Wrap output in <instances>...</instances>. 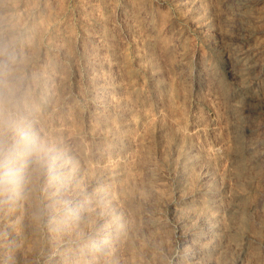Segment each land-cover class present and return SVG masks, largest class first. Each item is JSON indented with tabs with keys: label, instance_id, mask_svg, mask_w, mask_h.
Returning a JSON list of instances; mask_svg holds the SVG:
<instances>
[{
	"label": "rangeland",
	"instance_id": "374dc122",
	"mask_svg": "<svg viewBox=\"0 0 264 264\" xmlns=\"http://www.w3.org/2000/svg\"><path fill=\"white\" fill-rule=\"evenodd\" d=\"M241 1L0 0V264H239L202 218L264 242V167L234 169L222 105V42L264 44V0Z\"/></svg>",
	"mask_w": 264,
	"mask_h": 264
},
{
	"label": "bare ground",
	"instance_id": "6f19581e",
	"mask_svg": "<svg viewBox=\"0 0 264 264\" xmlns=\"http://www.w3.org/2000/svg\"><path fill=\"white\" fill-rule=\"evenodd\" d=\"M225 1V0H224ZM241 1V0H240ZM228 2V1H226ZM230 2V1H229ZM228 2V4H229ZM233 2V0H232ZM242 2V1H241ZM230 4H232L230 2ZM240 4V3H239ZM243 4V3H242ZM240 4V5H242ZM223 5V4H222ZM225 7V6H224ZM246 7V6H245ZM232 8V6L230 7ZM237 8V7H236ZM229 9V8H228ZM233 11V9H231ZM236 10V9H235ZM255 10V9H253ZM229 11V12H232ZM239 10L237 9V12ZM241 12V10H240ZM243 13V12H242ZM242 13L240 14V17L242 16ZM254 13V11H253ZM233 14V12H232ZM244 14V13H243ZM236 16V14H235ZM237 17V16H236ZM238 19H241V18ZM244 17V15H243ZM250 17V16H249ZM248 17V18H249ZM252 18H254L255 22L256 21H261L264 19V11L260 12V10L252 15ZM237 19V20H238ZM245 21V17L243 18ZM250 19V18H249ZM248 19V20H249ZM253 20V19H252ZM242 21V19H241ZM251 21V20H250ZM264 21V20H263ZM249 22V21H248ZM247 22V23H248ZM252 22V21H251ZM241 24H245L243 21L241 22ZM247 28V27H246ZM250 29V27H248ZM247 28V29H248ZM248 29V30H249ZM242 30V28H241ZM215 31V30H214ZM253 31V29H252ZM252 31L250 30V32L252 33ZM248 32V31H247ZM246 32V33H247ZM250 33V34H251ZM255 33V32H254ZM245 34V32H244ZM248 34V33H247ZM249 34V35H250ZM242 36V34H240ZM221 36V35H220ZM247 36V35H245ZM251 36V35H250ZM217 37V36H216ZM229 36H227L228 38ZM249 37V36H248ZM234 38V36H233ZM232 38V39H233ZM237 38V37H236ZM239 38V37H238ZM255 38V37H254ZM257 38V37H256ZM230 39V38H228ZM220 40V39H219ZM223 40V38H222ZM220 40V41H222ZM227 40V39H226ZM215 41V39H214ZM255 41V40H254ZM257 41V40H256ZM235 42V41H234ZM222 56L225 58L223 59L222 57L220 58V56L218 58L223 59V68H224V72L226 74V78L228 79V83H229V89L232 90V92L229 91V93L225 96V105L224 103L222 104L223 107H227V109H224L226 111H229L231 113H229V116H226L227 121H226V126H227V131L228 133H230L232 135V144L234 145V152L233 155L230 156V158L233 159V163L234 165V169L237 170V172L239 173V175H241V173L245 170H254L256 173H258L260 171V168L264 167V151L259 153L256 150L258 149V147H262L260 144V146H255L254 143L257 142V140H255L256 142H253V134L252 131H250L249 125H253V122L251 121L252 119H254L256 113L260 110L264 109V59L261 60L264 57V44L263 47L260 44H257V42H252L250 43L249 40L244 39L242 37V39H240L239 43H232L231 40L230 42L228 41H223L222 42ZM214 45V44H213ZM215 46V45H214ZM219 47V46H218ZM221 47V46H220ZM219 47V48H220ZM219 50V49H218ZM219 54V53H218ZM217 55V54H216ZM222 62V60H221ZM226 80V79H225ZM226 94V93H225ZM221 97V96H220ZM224 101V100H223ZM220 102V101H219ZM222 103V102H221ZM259 103V106L258 104ZM259 114V113H258ZM259 116V115H258ZM257 116V117H258ZM257 119V118H256ZM259 119V117H258ZM255 122V121H254ZM257 122V121H256ZM252 123V124H250ZM258 123H256L257 125ZM261 124V123H260ZM263 124V123H262ZM255 126H250V128L252 127H256ZM264 126V124H263ZM260 127V126H259ZM262 128V126L260 127ZM211 129V128H210ZM213 129V127H212ZM254 129V128H253ZM198 130V129H197ZM215 130V129H214ZM256 130V129H254ZM262 130V129H261ZM260 130V131H261ZM264 130V129H263ZM200 131V130H199ZM209 131V130H207ZM211 131V130H210ZM202 132V131H201ZM200 132V133H201ZM205 132H202V134ZM254 132V131H253ZM258 132V131H257ZM215 133V132H214ZM264 133V132H262ZM261 132L258 134H262ZM201 134V135H202ZM207 134V133H206ZM213 134V133H211ZM255 135L257 133H254ZM208 135V134H207ZM254 135V136H255ZM209 136V135H208ZM263 136V134H262ZM206 137V136H205ZM257 137V135L255 136ZM216 138V137H215ZM214 138V139H215ZM212 136H211V140H212ZM257 139V138H256ZM260 139V138H259ZM258 139V140H259ZM262 139V137H261ZM226 140V139H225ZM225 142V141H224ZM222 141V138L220 140L216 139L215 143H214V147L218 148L219 146H224L222 145V143H224ZM227 143V142H226ZM231 144V145H232ZM226 145V144H225ZM264 145V144H263ZM257 147V149H256ZM216 148V149H217ZM215 149V150H216ZM224 149V148H222ZM221 149V150H222ZM263 149V148H262ZM219 150V149H218ZM231 151V150H230ZM260 151V149L258 150ZM219 152V151H218ZM223 153V152H222ZM230 154L232 152H229ZM220 154V152H219ZM189 156V155H188ZM227 156V154H226ZM225 156V157H226ZM181 157V156H180ZM221 157V155H220ZM223 157V156H222ZM185 158V157H184ZM230 160V159H228ZM180 161V160H179ZM188 161V160H187ZM181 163V162H180ZM183 164V163H182ZM186 165V164H185ZM184 166V165H183ZM231 168V166H230ZM229 169V168H228ZM234 170V171H235ZM263 171V169H261ZM261 171V172H262ZM229 173V172H228ZM226 173V174H228ZM232 173V172H231ZM230 173V175H231ZM233 174V173H232ZM263 174V173H261ZM229 175V176H230ZM260 175V174H259ZM231 177V176H230ZM242 177V175H241ZM233 178V177H232ZM260 177H258L259 179ZM231 179V178H230ZM236 179V177H235ZM262 180V181H261ZM260 182H261V186L264 187V175L261 178ZM237 181V180H235ZM258 181V180H257ZM241 183V182H240ZM255 183V182H254ZM257 185V183H255ZM254 185L253 183H251L250 186ZM258 187V185H257ZM260 188V187H259ZM230 189V188H229ZM252 189V188H251ZM227 190V189H226ZM261 190V189H260ZM228 191V190H227ZM262 193H264V190H261ZM240 192V190H239ZM211 193V192H210ZM228 193V192H227ZM252 193V192H251ZM254 193V192H253ZM213 194V193H211ZM259 194V193H258ZM215 195H216V191H215ZM217 195H219L217 193ZM225 195V194H224ZM260 195V194H259ZM258 195V196H259ZM262 195V194H261ZM260 195V198H262ZM264 195V194H263ZM208 196V195H207ZM230 196V195H228ZM257 196V195H256ZM257 196V199H258ZM253 197V196H252ZM195 198V197H194ZM210 198V196H209ZM212 198V197H211ZM232 198V197H231ZM254 198V197H253ZM264 198V197H263ZM198 200V199H197ZM221 200V198H220ZM232 200V199H231ZM261 200V199H260ZM222 201V200H221ZM196 202V201H195ZM194 202V203H195ZM217 202V201H216ZM260 203V201H258ZM198 203V202H196ZM200 203V201H199ZM222 203V202H221ZM226 203V202H225ZM224 203V205H225ZM193 204V203H192ZM216 204V203H215ZM219 204V203H218ZM213 205V204H212ZM222 205V204H221ZM255 205V204H254ZM258 205V204H257ZM203 207V206H202ZM248 207V205L246 206ZM245 207V205L241 202L240 198H236L234 199L232 202L227 203V205H225V207L221 208V212L223 213V216L226 218L227 223L232 224L234 221H238L240 222L241 226H244V224H246V222L248 221L246 215L247 214V208ZM255 207V206H254ZM253 207V208H254ZM193 208V207H192ZM191 208V210H192ZM220 208V207H219ZM251 208V207H250ZM256 208V207H255ZM260 208V207H259ZM198 209V208H197ZM252 210V208H251ZM256 211L258 210V208L255 209ZM205 212V211H204ZM220 212V213H221ZM251 212V211H250ZM194 213V212H193ZM203 214V212H201ZM195 214V213H194ZM190 215V214H189ZM192 215V213H191ZM190 215V217H191ZM197 215V214H196ZM195 215V216H196ZM206 215V214H203ZM202 215V216H203ZM219 215V214H218ZM251 215V214H250ZM220 216V215H219ZM252 217V215H251ZM193 218V216H192ZM200 218H202L200 216ZM207 218V217H206ZM196 219V218H195ZM210 219V218H209ZM216 219V217H215ZM224 219V218H223ZM199 220V219H198ZM201 220V219H200ZM212 220V219H211ZM208 221V220H207ZM250 221V220H249ZM248 221V222H249ZM197 222V221H195ZM211 222V221H210ZM209 222V224H210ZM218 222V221H216ZM219 223V222H218ZM225 223V222H224ZM223 223V226H224ZM251 223V222H250ZM255 223V222H254ZM201 226L199 227L201 229V232L203 229L208 230V232H210V244L207 245V247L203 248L205 252V254H207L208 256H211V258H213V256H218V258L220 260H226L228 252H231V254H235L234 252H236V256H237V263L239 264H264V242L263 241H251L249 239H247L246 241L241 242H237V244L233 247H229V244L227 241V236L225 231L227 232V230H223L222 227H217L215 228L214 225L213 227L209 226L208 222L203 221L202 218V222L200 221ZM220 225V224H219ZM249 225V224H248ZM195 226V225H194ZM222 226V225H221ZM191 227V226H190ZM232 227V226H231ZM249 227V226H248ZM188 228V227H187ZM225 228V227H224ZM237 228V227H236ZM235 228V229H236ZM193 229V228H192ZM190 229V230H192ZM234 229V228H233ZM240 229V228H239ZM194 230V229H193ZM192 230V231H193ZM203 230V232L205 231ZM191 231H189L190 233ZM202 232V234H203ZM240 233V232H239ZM194 234V233H192ZM198 234V233H197ZM208 234V233H207ZM263 234V231H262ZM201 235V234H200ZM206 235V234H204ZM182 236V235H181ZM189 236V234L187 235ZM185 236V237H187ZM193 236V235H192ZM191 236V237H192ZM183 237V236H182ZM190 237V238H191ZM202 237V236H201ZM209 237V236H208ZM258 237V236H257ZM264 237V236H263ZM262 237V238H263ZM189 238V237H188ZM199 238V235H198ZM252 238V237H251ZM260 238V237H259ZM196 239V238H195ZM204 239V238H203ZM208 239V238H207ZM254 239V238H253ZM252 239V240H253ZM257 238L255 237V240ZM194 240V239H193ZM198 240V239H196ZM206 240V239H204ZM208 240V241H209ZM260 240V239H259ZM187 241V240H186ZM190 241V240H189ZM192 241V240H191ZM190 241V242H191ZM195 241V240H194ZM199 242V241H198ZM201 242V239H200ZM193 243V242H192ZM206 243V242H205ZM189 244V243H188ZM196 244V242H195ZM200 244V243H199ZM208 244V242H207ZM198 245V244H197ZM201 245V244H200ZM195 246V245H194ZM199 246V245H198ZM202 246V245H201ZM197 247V246H195ZM200 248V247H199ZM195 249V248H194ZM198 249V248H197ZM196 249V250H197ZM198 251V250H197ZM202 252V251H201ZM203 254V253H202ZM195 255V254H194ZM201 255V254H200ZM199 255V257H200ZM230 255V254H229ZM196 256V255H195ZM189 257V256H188ZM194 257V256H193ZM197 257V256H196ZM185 258V257H183ZM191 258V257H190ZM207 259V257H205ZM230 258V256H229ZM234 258V257H233ZM192 259V258H191ZM190 260V259H189ZM195 260V259H194ZM209 260V259H208ZM214 260V259H213ZM212 260V261H213ZM216 260V258H215ZM214 260V263L216 262ZM199 261V260H198ZM206 261V260H205ZM204 261V262H205ZM211 261V262H212ZM183 262V261H182ZM185 262V261H184ZM187 262V261H186ZM191 262V261H190ZM203 262V260H202ZM201 262V263H202ZM210 262V261H209ZM210 262V263H211ZM189 263V261H188ZM193 263V262H192ZM195 264L197 262H194ZM234 263V261H233ZM185 264V263H184ZM191 264V263H190ZM212 264V263H211ZM220 264V263H218Z\"/></svg>",
	"mask_w": 264,
	"mask_h": 264
}]
</instances>
